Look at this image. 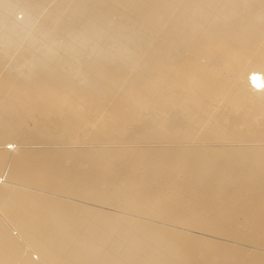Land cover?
<instances>
[{
  "label": "bare ground",
  "instance_id": "1",
  "mask_svg": "<svg viewBox=\"0 0 264 264\" xmlns=\"http://www.w3.org/2000/svg\"><path fill=\"white\" fill-rule=\"evenodd\" d=\"M0 264H264V0H0Z\"/></svg>",
  "mask_w": 264,
  "mask_h": 264
},
{
  "label": "rangeland",
  "instance_id": "2",
  "mask_svg": "<svg viewBox=\"0 0 264 264\" xmlns=\"http://www.w3.org/2000/svg\"><path fill=\"white\" fill-rule=\"evenodd\" d=\"M18 16L20 17V16H22V14H19Z\"/></svg>",
  "mask_w": 264,
  "mask_h": 264
},
{
  "label": "built area",
  "instance_id": "3",
  "mask_svg": "<svg viewBox=\"0 0 264 264\" xmlns=\"http://www.w3.org/2000/svg\"><path fill=\"white\" fill-rule=\"evenodd\" d=\"M253 83H256V81L254 80Z\"/></svg>",
  "mask_w": 264,
  "mask_h": 264
}]
</instances>
